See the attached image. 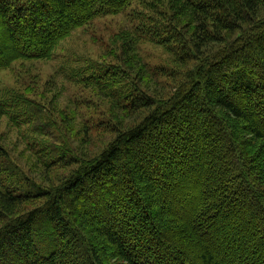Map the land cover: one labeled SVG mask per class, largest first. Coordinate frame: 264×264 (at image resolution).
<instances>
[{"label":"trees","instance_id":"16d2710c","mask_svg":"<svg viewBox=\"0 0 264 264\" xmlns=\"http://www.w3.org/2000/svg\"><path fill=\"white\" fill-rule=\"evenodd\" d=\"M133 1L0 0V71L50 60L72 32ZM165 5L168 21L138 30L177 68L169 95H151L140 32L120 37L115 71L80 76L94 87L107 76L98 91L113 136L98 155L71 157L45 110L15 95L48 187L18 188L0 138V264H264V0Z\"/></svg>","mask_w":264,"mask_h":264},{"label":"rangeland","instance_id":"374dc122","mask_svg":"<svg viewBox=\"0 0 264 264\" xmlns=\"http://www.w3.org/2000/svg\"><path fill=\"white\" fill-rule=\"evenodd\" d=\"M155 1L134 0L123 13L99 17L75 30L59 44L50 60H22L8 70L0 71V138L11 155L12 166L16 168L19 189L47 188L48 178L43 177L45 169L37 154L40 149L38 140L34 143L30 140L31 129L25 123V117L13 115L15 95L25 94L45 110L46 118L53 124V127L49 125L48 134L52 133L53 141L67 146L71 157H78L79 147L89 156H96L111 142L113 106L98 91L103 88L107 76L99 79L103 86L97 87L87 83L85 86L80 76L88 70H95L98 77L115 71V66L122 62V35L140 32L141 39L135 52L157 80L151 86V95L157 100L169 95L171 91L167 89L179 82L177 68L169 63L166 47L158 45L152 34H142L138 30L141 25L153 26L157 21L171 18L170 8L161 7L164 2L168 4V0ZM160 69H166L168 74L159 75ZM132 117L134 120V115ZM134 121V124L141 122ZM83 141L86 145L80 146ZM75 167L60 169L58 174L66 177Z\"/></svg>","mask_w":264,"mask_h":264}]
</instances>
